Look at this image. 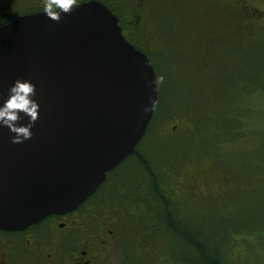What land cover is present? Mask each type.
<instances>
[{"label":"water","instance_id":"water-1","mask_svg":"<svg viewBox=\"0 0 264 264\" xmlns=\"http://www.w3.org/2000/svg\"><path fill=\"white\" fill-rule=\"evenodd\" d=\"M17 79L35 85L39 108L30 138L13 142L0 123V228L10 230L81 204L133 152L157 101L150 59L99 0L0 27V105Z\"/></svg>","mask_w":264,"mask_h":264},{"label":"trees","instance_id":"trees-1","mask_svg":"<svg viewBox=\"0 0 264 264\" xmlns=\"http://www.w3.org/2000/svg\"><path fill=\"white\" fill-rule=\"evenodd\" d=\"M242 1L246 3V9L236 6L237 9L230 14V17H233L235 21L237 20L235 32L232 37L223 39L220 44L216 45L218 49L216 52L210 53L207 57L201 56V59H198L195 50L183 47L184 50L181 52L180 61L174 62L166 57L170 62L168 76H172L171 79L170 77L168 78L167 82L163 78V74H165L163 63L159 64L155 61L158 64V70L161 75L158 84L159 102L164 109L161 114L157 112V109L154 111L147 132L148 130L149 132L151 131V125L160 115V117L164 118L169 116L173 110L184 108L189 111L187 127L182 130L181 134H175L174 136L176 137H167V139H178L179 141L176 145H172L166 140L163 146L156 148V152H151V154L145 152L147 157L141 154L142 149L136 147L134 153L122 161L120 167H116L110 172V174L115 176L114 189L111 188L110 191L103 189L98 194L101 195L98 197L99 203L104 205L114 204L116 208L120 207L123 212L128 213L132 223L137 226L135 237L142 243V248L141 252L138 250L134 252L139 255V258L137 257L138 262L142 264H144V261L158 259H153L154 255L160 252L161 244H163L162 240L168 238V236L176 238L178 241H181L180 238L183 237L185 239V241H182L183 244L189 248L191 253H194L196 261L200 264L226 263L222 255L224 251L221 250L222 252L220 253L219 246H212L213 243H207V239L201 231L207 229L206 223L208 221L213 220V212H219L224 203L233 201L239 192L244 193L251 190L253 177L252 175L240 174L241 172L247 173L240 172L239 169H233L231 163L219 154L217 148L206 150L208 148L204 145L207 144L204 139H211L212 136L210 135L215 131L213 126L211 128L208 127V122L212 123L214 119L224 114L226 115L228 112L225 113L224 111L231 104L237 106L235 107L236 110L242 115L246 106L243 103L240 104L239 95L242 96L241 93H236V100L232 97L235 92L230 89L228 84V76L230 75L228 70H221L223 76H217L213 80L212 74L205 72L204 69L215 65L221 68H229L233 61L236 60V53L242 43H247L252 34L264 32L261 30L262 28L264 29V20L258 19V17H264V10L252 7L247 3V0ZM195 2L198 3V0H168L166 3L160 1L159 4L163 6V9L168 10V22H170L171 17H192L191 12H189L191 6L193 5L194 8L199 6ZM213 2L215 4L218 1L214 0ZM148 3H153L152 7L147 6L150 7L148 9L149 12L143 6H138L137 0H127V3L122 4V6L126 13L130 14L129 17H134L135 19H138V17H152L151 12L158 16L159 8L155 6L158 0H148ZM171 3H173V6L170 5ZM175 3L181 10L174 7ZM184 5L186 11L182 10ZM220 9L221 7L219 6L217 10L220 12ZM249 11H254L255 13L250 16L247 14ZM192 12L193 14H198V10L195 11L193 9ZM206 12L210 14L212 11L207 9ZM258 13H261V16ZM241 15L242 17H240ZM243 17H255L251 18V20L258 24L260 26L258 28L261 29L257 30V28L255 32L253 23L250 25V29L241 32ZM126 25L127 27L130 26L129 23H126ZM169 30L171 29L169 28ZM169 37L171 39L178 38L173 30L169 33ZM169 53L172 57L176 54L172 50ZM151 59L154 61L153 57ZM226 64L227 66H224ZM191 66H194V70L193 75L190 77L186 69ZM217 75L221 74L218 73ZM205 82L209 83L205 84ZM164 89L166 90L164 91ZM217 96L221 97L218 99L219 101H215ZM242 101L243 98H241ZM155 130L159 132L157 128ZM160 134L162 135V133ZM209 153L213 155H208ZM215 162L220 166L217 180L226 187L218 199V204L215 205V202H212L214 205L197 203L195 205L189 204L186 207L175 205L174 203L181 197L170 191L172 182L177 180L178 183L188 184L190 181L192 184L196 179L204 181L209 176L207 173L212 175V171L216 166L213 165ZM223 163H226L227 167H224ZM188 174H191V180L187 182L185 177ZM120 199H123L124 207ZM136 207L139 209H136ZM175 207L176 209H174ZM135 211L138 213H134ZM176 216H178L179 220L185 221L189 228H184L185 225H180V221L176 219ZM215 220L219 222L217 216ZM148 231L152 233L151 237L147 236ZM250 261H252V258H250ZM247 262L250 264L249 259ZM238 264L247 263L242 261Z\"/></svg>","mask_w":264,"mask_h":264},{"label":"flooded vegetation","instance_id":"flooded-vegetation-1","mask_svg":"<svg viewBox=\"0 0 264 264\" xmlns=\"http://www.w3.org/2000/svg\"><path fill=\"white\" fill-rule=\"evenodd\" d=\"M84 1L88 0H0V27L24 15L49 12L63 5H74ZM99 1L108 6L117 17L118 24L126 39L145 52L150 59L151 57L154 58V61L152 59L151 61L159 84L161 75L157 62L159 64L162 62H159L158 56L161 50H167L169 46L163 42L162 38L164 37L162 36L165 34L162 35L158 31L155 18L138 17V19H135L134 17H129L130 14H127L122 6V4L127 3V0ZM141 1L144 4L141 5L148 12L150 7L147 6L152 7V4H149L148 0ZM167 1L161 0L163 3ZM213 1L198 0V3H195L199 4V6L194 8L192 5L189 10L192 17H171L167 27L175 29L173 32L178 38L182 39L183 47L195 50L198 59H201V56L207 57L210 53L216 52L218 50L216 48L217 44H220L223 39L232 37L237 20L235 21L233 17H230V14L237 9L236 6L245 8L246 5L242 0H215L218 1L221 7L219 12L217 10L219 8H216ZM49 4L51 7H46ZM170 5L173 6V3ZM174 7L181 10L176 3ZM193 9L195 11L198 10V14H193ZM207 9H211L212 12L208 14L206 12ZM182 10L186 11L185 5ZM253 13L255 12H247L250 16ZM141 15L144 16L143 14ZM258 15L261 16V13H258ZM243 18L241 32L250 29V25L253 23L255 32L260 27L251 20V18L255 17ZM258 19L264 20V17H258ZM149 22L154 25L152 31L148 29ZM126 23H129L130 26L127 27ZM260 29L258 28L257 30ZM261 30L264 31L263 28ZM171 31L172 29L169 30V33ZM169 33L166 36H169ZM167 51L169 52V50ZM149 55L152 56L150 57ZM223 69L215 65L204 69V71L209 74L214 71L215 74L219 72L221 75L217 76L222 77L221 70ZM217 76L215 75V78ZM159 98L160 93L158 94L155 110L157 109V112L161 114L164 107L160 104ZM188 115L189 111L187 108L173 110L167 116L168 118H162L160 115L159 118L155 119L154 123L159 133L167 137H176L174 136L175 134H181L182 130L187 127ZM148 127L149 124L147 129ZM213 145L217 148L214 142ZM206 148H208L206 149L208 151L215 149ZM208 155L213 154L209 153ZM121 163L108 171L104 181L76 208L62 213L48 214L38 222L32 223L23 229L10 230L0 228V264H116L117 261L119 263L124 258V254L130 251L133 252V249L136 252L137 250L141 252L142 243L135 237L137 226L132 223L128 213L123 212L120 207L116 208L114 204L104 205L98 202V197L101 196L98 194L103 189L105 191H110L111 188L114 189L115 176L110 174V172L116 167H120ZM213 165L216 166L212 171V175L207 173L209 176L204 181L196 179L191 184L190 181L188 182V180H191V174H188L185 177L188 184L178 183L177 180L172 182L170 191L181 197L174 203L175 205L186 207L189 204L195 205L197 203L213 204L215 202V205L218 204V199L226 187L217 180L220 169L216 162ZM234 182L236 181L234 180ZM120 201L123 206V199H120ZM136 209L139 208L136 207ZM134 213L138 212L135 211ZM176 219H178V216H176ZM178 221H180V225H185L184 228H189L185 221L179 219ZM180 240L185 241L183 237ZM113 252L115 257H112Z\"/></svg>","mask_w":264,"mask_h":264},{"label":"rangeland","instance_id":"rangeland-1","mask_svg":"<svg viewBox=\"0 0 264 264\" xmlns=\"http://www.w3.org/2000/svg\"><path fill=\"white\" fill-rule=\"evenodd\" d=\"M160 1L158 0V3L155 4L159 8L158 16L152 12L151 16L156 20L158 31L162 35L165 34L162 39L169 46L167 50L176 52L172 57L167 50H161L158 56L159 62H162L164 67L163 78L167 82L169 77L172 78V76H168L170 62L167 58L174 62L180 61V55L184 49L181 43L182 39H171L166 36L169 33V28L173 31L175 29L167 28L169 26L168 10L163 9V6L159 4ZM137 2L138 6H142L141 0ZM247 3L252 7L264 10V0H247ZM151 4L153 5V3ZM215 6L219 8L220 5L215 2ZM154 11L156 10L154 9ZM148 29L149 31L154 29L152 22H149ZM242 45L236 53V60L224 70H228L230 74L228 84L230 89L235 92L232 97L236 100V93H241L242 96L239 95L240 104H245L246 109L242 115L236 110L237 106L231 104L224 111L228 112L226 115L214 119L212 123L208 122V127L213 126L215 131L210 135L211 139H204V142L207 143L204 145L215 148L214 142L219 154L231 163L233 169L247 173H240L246 176L252 175L253 185H251V190L244 193L239 192L233 201L224 203L223 209L220 208L219 212H213V220L208 221L207 229L201 232L207 239V243L219 246L220 253L224 251L222 254L226 262L224 264H238L242 261L249 264L248 259L250 264H264V33L252 34L249 41ZM193 70L194 67L186 69L190 77L193 75ZM218 73L215 74V71L212 73L213 80ZM209 82H205V84ZM220 98L217 96L215 101H219ZM241 98H243L242 102ZM155 126L153 123L151 131L148 130L137 144V147L144 151L141 150V154L145 157H147L145 152L147 154L156 152V148L163 146L166 140L172 145H176L179 141L178 139H167V136L161 135L155 130ZM223 166L227 167V164L223 163ZM216 216L219 222H216ZM147 236L151 237L152 233L148 231ZM162 241L160 252L156 253L153 258L158 259L144 261V264H200L196 261L194 253H191L182 241L171 238V236ZM134 251L135 249H133ZM133 252L124 254V258L119 263L117 261L116 264H142L138 262L139 255L137 253L135 255ZM112 257H115L114 252Z\"/></svg>","mask_w":264,"mask_h":264},{"label":"clouds","instance_id":"clouds-1","mask_svg":"<svg viewBox=\"0 0 264 264\" xmlns=\"http://www.w3.org/2000/svg\"><path fill=\"white\" fill-rule=\"evenodd\" d=\"M46 7H51V5H46ZM58 10L68 12L67 8ZM9 92L8 98L0 105V123L16 133L12 140L19 142L32 136L31 128L37 119L39 104L32 98L35 94V85L28 80L17 79ZM21 111L29 116V122L26 125L16 123L21 118Z\"/></svg>","mask_w":264,"mask_h":264},{"label":"bare ground","instance_id":"bare-ground-1","mask_svg":"<svg viewBox=\"0 0 264 264\" xmlns=\"http://www.w3.org/2000/svg\"><path fill=\"white\" fill-rule=\"evenodd\" d=\"M103 1V0H102ZM108 7V6H107ZM116 10V9H115ZM137 47V46H136Z\"/></svg>","mask_w":264,"mask_h":264}]
</instances>
